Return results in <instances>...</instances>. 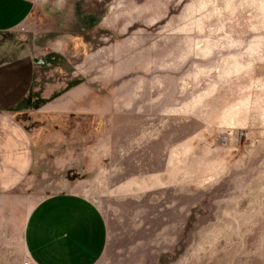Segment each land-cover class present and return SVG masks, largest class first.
<instances>
[{"label": "rangeland", "instance_id": "rangeland-1", "mask_svg": "<svg viewBox=\"0 0 264 264\" xmlns=\"http://www.w3.org/2000/svg\"><path fill=\"white\" fill-rule=\"evenodd\" d=\"M52 2L53 20L40 0L0 34V62L40 68L19 108L35 163L0 196V264L29 260L27 217L59 192L103 212L98 264H264V0Z\"/></svg>", "mask_w": 264, "mask_h": 264}, {"label": "crops", "instance_id": "crops-1", "mask_svg": "<svg viewBox=\"0 0 264 264\" xmlns=\"http://www.w3.org/2000/svg\"><path fill=\"white\" fill-rule=\"evenodd\" d=\"M40 6V0H0V34L17 29ZM46 6L52 8L53 20L54 12L59 10L52 0H46ZM63 11L59 21L78 28L83 22L86 27V15ZM39 69L33 60L22 58L0 62V196L25 184L34 167V139L19 108L35 84ZM23 240L32 264H98L108 249L110 231L94 202L74 192H59L30 211Z\"/></svg>", "mask_w": 264, "mask_h": 264}, {"label": "built area", "instance_id": "built-area-1", "mask_svg": "<svg viewBox=\"0 0 264 264\" xmlns=\"http://www.w3.org/2000/svg\"><path fill=\"white\" fill-rule=\"evenodd\" d=\"M24 264H32L31 260H27Z\"/></svg>", "mask_w": 264, "mask_h": 264}]
</instances>
